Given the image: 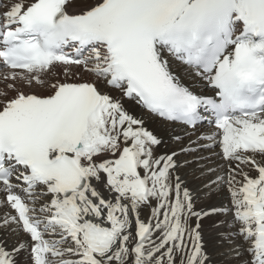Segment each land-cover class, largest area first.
<instances>
[{
    "label": "snow or ice",
    "instance_id": "6c2138e0",
    "mask_svg": "<svg viewBox=\"0 0 264 264\" xmlns=\"http://www.w3.org/2000/svg\"><path fill=\"white\" fill-rule=\"evenodd\" d=\"M209 222L264 264V0H0V264H213Z\"/></svg>",
    "mask_w": 264,
    "mask_h": 264
},
{
    "label": "bare ground",
    "instance_id": "6f19581e",
    "mask_svg": "<svg viewBox=\"0 0 264 264\" xmlns=\"http://www.w3.org/2000/svg\"><path fill=\"white\" fill-rule=\"evenodd\" d=\"M178 74L183 75L184 70L180 67H175L173 69ZM187 82V81H186ZM136 115H143L145 116V126L149 127L150 130H159L162 126L158 124V119L153 118L149 119L147 115L142 110H137ZM175 130L177 132L181 131L180 126H175ZM177 149L179 148V145H174ZM190 159V158H189ZM191 170H188V173H190ZM188 173H183L182 175L186 176V179L189 184H198V182L195 180L194 177H192ZM227 194L223 193L221 195H216L215 199L212 200V202L216 205H220L222 203H227ZM204 199L210 200V196L204 197ZM205 241H206V247L209 251V254L211 256L213 264H240V261L232 259L231 257L227 256L226 253L230 251L229 246L227 244H222L219 240L218 234L215 229L212 228L211 222H209L205 228ZM15 240L10 239L9 240V246L11 247V244L14 243Z\"/></svg>",
    "mask_w": 264,
    "mask_h": 264
},
{
    "label": "rangeland",
    "instance_id": "374dc122",
    "mask_svg": "<svg viewBox=\"0 0 264 264\" xmlns=\"http://www.w3.org/2000/svg\"><path fill=\"white\" fill-rule=\"evenodd\" d=\"M221 195V194H220Z\"/></svg>",
    "mask_w": 264,
    "mask_h": 264
}]
</instances>
